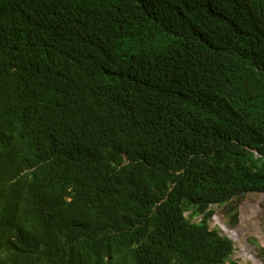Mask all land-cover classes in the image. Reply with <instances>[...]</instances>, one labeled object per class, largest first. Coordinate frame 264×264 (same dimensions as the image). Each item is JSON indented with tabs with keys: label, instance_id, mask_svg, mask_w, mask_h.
Here are the masks:
<instances>
[{
	"label": "trees",
	"instance_id": "1",
	"mask_svg": "<svg viewBox=\"0 0 264 264\" xmlns=\"http://www.w3.org/2000/svg\"><path fill=\"white\" fill-rule=\"evenodd\" d=\"M253 193L264 0H0V264H241Z\"/></svg>",
	"mask_w": 264,
	"mask_h": 264
},
{
	"label": "rangeland",
	"instance_id": "2",
	"mask_svg": "<svg viewBox=\"0 0 264 264\" xmlns=\"http://www.w3.org/2000/svg\"><path fill=\"white\" fill-rule=\"evenodd\" d=\"M214 211L208 220L211 229L233 241L230 260L241 264H264V194H246L238 202V216L235 224H230V212L224 207L212 205ZM189 216L190 211H187ZM192 221H200L194 217Z\"/></svg>",
	"mask_w": 264,
	"mask_h": 264
}]
</instances>
